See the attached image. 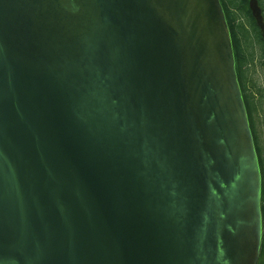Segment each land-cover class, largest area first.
Segmentation results:
<instances>
[{"label":"water","instance_id":"obj_1","mask_svg":"<svg viewBox=\"0 0 264 264\" xmlns=\"http://www.w3.org/2000/svg\"><path fill=\"white\" fill-rule=\"evenodd\" d=\"M261 199L221 0H0V264H257Z\"/></svg>","mask_w":264,"mask_h":264},{"label":"trees","instance_id":"obj_2","mask_svg":"<svg viewBox=\"0 0 264 264\" xmlns=\"http://www.w3.org/2000/svg\"><path fill=\"white\" fill-rule=\"evenodd\" d=\"M231 31L236 70L262 173L263 237L257 264H264V41L249 0H221ZM263 9L264 0H259Z\"/></svg>","mask_w":264,"mask_h":264}]
</instances>
